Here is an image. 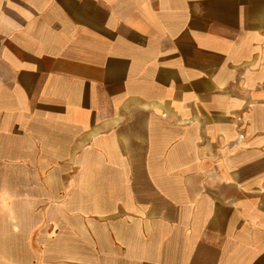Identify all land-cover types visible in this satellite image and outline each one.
<instances>
[{
	"label": "crops",
	"instance_id": "0c3cea01",
	"mask_svg": "<svg viewBox=\"0 0 264 264\" xmlns=\"http://www.w3.org/2000/svg\"><path fill=\"white\" fill-rule=\"evenodd\" d=\"M0 264H264V0H0Z\"/></svg>",
	"mask_w": 264,
	"mask_h": 264
}]
</instances>
